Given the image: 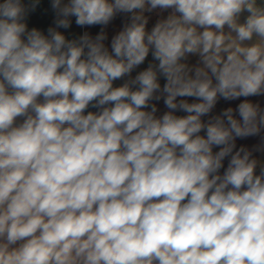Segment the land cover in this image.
Listing matches in <instances>:
<instances>
[{"label":"clouds","instance_id":"obj_1","mask_svg":"<svg viewBox=\"0 0 264 264\" xmlns=\"http://www.w3.org/2000/svg\"><path fill=\"white\" fill-rule=\"evenodd\" d=\"M0 264H264V0H0Z\"/></svg>","mask_w":264,"mask_h":264},{"label":"rangeland","instance_id":"obj_2","mask_svg":"<svg viewBox=\"0 0 264 264\" xmlns=\"http://www.w3.org/2000/svg\"><path fill=\"white\" fill-rule=\"evenodd\" d=\"M117 84L121 83V82H116ZM256 141L255 140H249V141H245L244 143H248V144H252V143H255Z\"/></svg>","mask_w":264,"mask_h":264},{"label":"crops","instance_id":"obj_3","mask_svg":"<svg viewBox=\"0 0 264 264\" xmlns=\"http://www.w3.org/2000/svg\"><path fill=\"white\" fill-rule=\"evenodd\" d=\"M34 22H36V23H42V21H40L38 18H34Z\"/></svg>","mask_w":264,"mask_h":264}]
</instances>
